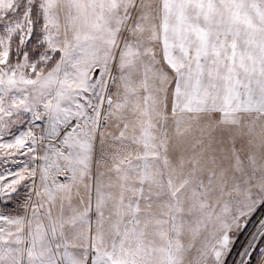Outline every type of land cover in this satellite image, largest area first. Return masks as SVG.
Here are the masks:
<instances>
[{"label":"snow or ice","instance_id":"6c2138e0","mask_svg":"<svg viewBox=\"0 0 264 264\" xmlns=\"http://www.w3.org/2000/svg\"><path fill=\"white\" fill-rule=\"evenodd\" d=\"M0 264H264V0H0Z\"/></svg>","mask_w":264,"mask_h":264}]
</instances>
